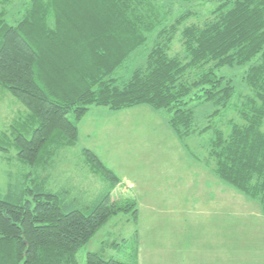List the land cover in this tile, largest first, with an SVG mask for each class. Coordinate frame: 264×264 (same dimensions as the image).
I'll list each match as a JSON object with an SVG mask.
<instances>
[{"label": "trees", "instance_id": "trees-1", "mask_svg": "<svg viewBox=\"0 0 264 264\" xmlns=\"http://www.w3.org/2000/svg\"><path fill=\"white\" fill-rule=\"evenodd\" d=\"M203 6L204 24L189 23ZM239 66L248 68L238 83L218 73ZM0 86L28 112L0 138L23 167V182L0 190V264H80L111 218L136 212L134 200L113 197L120 178L88 149L106 182L100 191L84 197L36 180L78 145V123L93 107L162 111L190 152L188 139L209 135L201 147L215 175L264 213V0H29L14 22L0 17ZM206 104L213 110L200 126ZM129 256L89 253L86 264H137Z\"/></svg>", "mask_w": 264, "mask_h": 264}, {"label": "rangeland", "instance_id": "rangeland-1", "mask_svg": "<svg viewBox=\"0 0 264 264\" xmlns=\"http://www.w3.org/2000/svg\"><path fill=\"white\" fill-rule=\"evenodd\" d=\"M28 1L11 0L6 5L0 3V17L14 22L16 14ZM209 9V6H203L197 11L200 19L191 18L189 23L203 25L209 16ZM172 47L173 53L181 52L179 39ZM148 51L136 58L128 73L145 63L144 55ZM247 68L227 67L218 73L238 83ZM244 91L247 93V89ZM212 110L211 104L197 109V123L200 126L206 124ZM27 113L6 88L0 86V138L5 134L13 135L12 127L25 122ZM78 127V145L72 150L62 151L58 157L61 162L54 163L53 170L41 178L36 179L34 174L35 179L60 183L66 190L84 197L88 189L100 191L106 182L86 160L83 151L88 149L96 153L102 163L120 178L113 197L119 200L130 198L136 203L135 213L133 210L120 213L98 231L78 253L80 264H86L89 253L99 252L105 259L115 257L126 260L131 258L129 255L135 256V248L137 264H141L142 253L147 248L144 243L153 245L148 250H158L155 238H151L153 231H148L151 225L147 221L151 219L156 224L154 229L158 232L157 242H161L157 245L160 250L164 248L165 240L169 239L163 240L166 232L176 227L182 229L190 243L198 244L200 252H211L213 241L225 243L224 238H230L227 247L220 244L222 255L227 253L232 258L236 255L239 264H264V213L258 202L220 181L215 175L209 150L201 147L208 141L209 135L188 139L190 152L168 125L164 112L141 106L116 112L106 107H93L78 123ZM15 155L12 147L8 151L0 150V190L4 193L10 186L23 182V167ZM34 184L30 180L28 186L33 187ZM200 193L202 196L197 197ZM224 195L226 198L222 197ZM183 197L189 198L188 204ZM214 198L218 199L213 201ZM180 206H184L186 211L181 212L178 209ZM171 210L170 214H164ZM145 234L150 239L144 237ZM181 235L182 232L177 230L171 238ZM163 253V250L156 252L158 260H161Z\"/></svg>", "mask_w": 264, "mask_h": 264}, {"label": "crops", "instance_id": "crops-1", "mask_svg": "<svg viewBox=\"0 0 264 264\" xmlns=\"http://www.w3.org/2000/svg\"><path fill=\"white\" fill-rule=\"evenodd\" d=\"M231 194V193H230ZM213 196L218 197L216 193H212ZM202 196V194L200 193L199 195H197V197ZM192 197V196H189ZM196 196H193V198H195ZM224 198V196H222ZM220 197V198H222ZM178 199H181L179 197H176ZM184 200L186 201V203L188 204V202L190 201L189 198L187 199V197H183ZM218 198H214L212 199L213 201L217 200ZM183 202V201H182ZM155 203V202H154ZM178 203V202H177ZM153 205V204H152ZM215 206H217L215 204ZM156 208V207H155ZM178 209L182 211H186L184 209V206H180L178 207ZM191 209L194 210V208L191 207ZM218 209V208H216ZM176 211V209H175ZM174 211V212H175ZM171 211L165 212L170 214ZM173 220V219H172ZM174 221V220H173ZM144 222V221H143ZM148 224H150V229L148 231H153V234L151 236V238H155V247H157L158 250H148L149 248H152L150 244H145V246L147 248L144 249L143 253H142V259H141V264H239V260L236 258V255L234 256V258H232L230 255H228L227 253L222 255L221 249H220V244H224V248L227 247L229 245V239L224 238L225 243H222L220 240H217L216 242L213 241L211 243V245H213V251H207V252H200V247L198 246V244H195V242L190 243L187 239L186 235H183V231L180 228H174L171 229L169 231L166 232V234L164 235V239H167V237H169V239L165 240L164 244V248L163 250V256L161 258V260H158V256L156 255V252L162 251L159 249V247L157 246L159 243L161 242H157V238H158V232L154 229L155 225L153 220H148L147 221ZM170 223V222H168ZM177 230H179L180 232H182L181 236L175 237V238H171L172 235H174ZM147 231V232H148ZM146 233V232H145ZM144 237H147V234L144 235ZM150 239V236L147 237ZM144 239V238H143ZM210 245V243H209Z\"/></svg>", "mask_w": 264, "mask_h": 264}]
</instances>
